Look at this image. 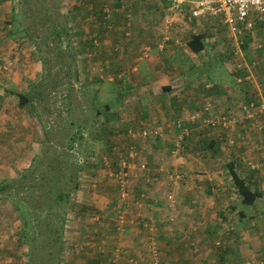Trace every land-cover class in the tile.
<instances>
[{
  "label": "rangeland",
  "instance_id": "1",
  "mask_svg": "<svg viewBox=\"0 0 264 264\" xmlns=\"http://www.w3.org/2000/svg\"><path fill=\"white\" fill-rule=\"evenodd\" d=\"M145 1L152 26L169 25L170 15H177L171 2L165 6L162 0ZM102 2L99 14L88 0H0V67L4 69L7 61L12 71L22 69L23 81L30 74L21 89L29 102L22 108L23 115L13 112L3 118L0 145L7 137L22 136L20 141L35 147L23 157L22 171L1 178L10 180L5 192L11 194L0 195V264H187L190 254L192 259L200 254L198 264H264V245H255L254 239L264 236V189L256 202L243 204L230 190L234 184L228 164L237 154H227L241 152L242 144L237 143L244 138L233 134L257 131L264 135V112L238 121L244 125L228 123L229 117L242 116L243 103L235 102V109L220 105L209 90L212 79L232 87L242 79L251 89L252 80L257 81L258 89L264 91V27L256 24L235 45L223 25L212 18L213 34L227 38L224 52L218 50L217 57L191 55L175 47L179 40L171 46L166 43L172 38L169 28L162 27L161 34L155 27L157 35H150L142 27H132V18L138 15L133 0H121L118 7ZM87 3H93L94 9H83L82 19L74 23L73 6ZM183 5L177 6L179 13L193 28L196 18H189ZM104 6L118 9L108 22L100 21ZM115 14H120L118 26ZM90 40L100 46L88 49ZM166 44L159 58L156 50ZM102 47L116 51L105 53ZM128 47L138 51L130 57ZM153 67H164L165 83L158 77L154 78L158 83L153 78L148 81ZM0 82L4 83L3 76ZM172 83L179 92L165 93L164 87ZM15 88L6 86L7 91ZM256 94L245 100L261 106L264 93ZM177 102L185 107L178 112ZM15 108L21 110L18 103L12 111ZM18 121L23 125L13 129ZM210 140L213 146L207 144ZM20 141L18 149L23 147ZM6 151L0 149L3 164L14 169L13 157ZM121 161L130 164L125 200L119 198L117 185L108 176ZM238 161V174H252V182L260 186L264 180L261 162L257 161L259 172L255 173L239 167ZM141 163L149 168L148 176ZM218 179L231 181L229 188L225 184L227 188L218 190V195L230 191L227 204L216 197L209 213L191 216V201L181 199L192 190L189 183L198 194H210L206 181ZM206 204L202 200L201 206ZM167 233L179 237L177 244L184 243L187 252L168 250ZM89 256L98 257L97 262Z\"/></svg>",
  "mask_w": 264,
  "mask_h": 264
},
{
  "label": "crops",
  "instance_id": "2",
  "mask_svg": "<svg viewBox=\"0 0 264 264\" xmlns=\"http://www.w3.org/2000/svg\"><path fill=\"white\" fill-rule=\"evenodd\" d=\"M88 1L94 2L95 3V7L98 8V9L100 8V5L103 3L102 2L103 0H88ZM104 1L116 3L114 5L111 4L114 7H116V6L118 7L119 6V2H121V0H104ZM162 2L165 3V6L169 5V3L171 2L172 6L174 7V10H175L174 13L179 15V16L170 15V19H168V22H170V24L164 26L165 28H169L171 30L170 31V35L172 37V38H170V40L166 41V43L167 42L170 43V46H171V44L173 42L175 43V42H177L179 40L182 44L180 43L179 44L180 46L176 45L175 47L180 48V50L182 52H184L185 54H191V55H198V54H201V53H206L208 55L210 53L213 56L217 57L218 50H221V53L224 52L225 47H223V46H226L225 41L227 40V38L224 37V36L219 35L218 33L217 34H213V32H212L213 28L210 27V25H209V24H211L210 21L212 19H209V18L203 17V16L198 17L195 20H192L193 21V28H192L191 26H189L188 22L184 21L185 17H183V15H181L179 13L180 10H179V8H177V6H181V4L177 5L175 2H173V0H162ZM147 3L148 2L145 1V0H143V1H141V0H133V4H134L133 10L135 11V13H138V15L135 14L133 16V18H132L133 19V26L132 27H135V26H137L139 28L142 27L143 30L144 29L147 30L148 34L157 35V33L153 30V28L156 27V28L159 29L158 33L162 34L163 33V31H162V27L163 26H152L153 20L151 19V17L146 12L147 9H148V7L146 6ZM87 4H89V6H86L85 4H83V5L82 4H75L73 6L75 8V9L73 8L74 11H75V13L73 15V19H74L75 22H78V21H80L82 19V17H80V13H82L83 9H85L86 11L92 9L93 3H91V5H90V3H87ZM183 6L186 7L185 9H187L186 10L187 11L186 14L188 15V17L189 18H193V17L190 16V13L188 11L187 5L185 4ZM168 8H170V6ZM79 11H81V12H79ZM119 16H120V14H118V15L115 14L114 15V20H115L114 24H115V26H118V24L120 22V19L117 20V18ZM165 20L167 21L166 18H165ZM134 22H136V23H134ZM222 27H224V26H222ZM225 32L227 33V35L226 34L225 35L228 38L229 37L232 38L231 41L234 42L235 45H236V42H242V38L240 37L238 39V36L235 35V33L233 34V33H230L228 31H225ZM197 33L203 34V41H204L205 46L200 51L193 52L188 47L187 42H188L191 34H197ZM132 35H134V34L132 33ZM116 36H118V35H116ZM131 38L133 39V37H131ZM115 40H117V37L114 39V41ZM127 40H128V38H127ZM159 42H160V40H159V37L157 36V41H156L157 45H159ZM127 43H125V45H127ZM133 45H134V43H133ZM167 45L168 44L164 45V47L161 45V46H159V49L156 50V53L158 54L159 58H161L160 57L161 53L166 51ZM1 46H3V43H0V47ZM207 47H208V51L206 52ZM161 48H163V49H161ZM108 50L110 52L104 50L103 47L101 49L102 52L110 53V54H113L112 53L113 50L116 51L114 49V47H111ZM127 50H129L128 52L130 53V57L135 55V52L138 51V50H135V49L129 48V47L127 48ZM216 51H217V53H216ZM5 53L7 54V57L10 56V54H8L7 52H5ZM221 56L223 57V54ZM156 57L157 56H151L152 59H156ZM5 58H6V56L4 57V59ZM4 66H5L4 69H7L8 71H5L4 69H1V67H0V76H3V81H4V83L0 84V103H1L0 104V123L3 122V118H5L8 114L12 115L13 112L14 113L17 112V114L20 113V114L23 115L22 112H24V111L22 110V108H24L25 105L24 106L20 105L19 98H18V95L16 94V92L24 93V91L21 90V89L24 86L27 85V82H25V80H27V78L30 77V74H28L27 77H23V79H24V81H23L22 78H21V75H22V72H23L22 69H20L19 72L18 71H12V68H10L11 64L9 62L7 63V61L4 62ZM152 70H153V72H151L149 74V77L147 78L148 81L150 80V78H153L152 80H154L155 77H158L161 80V82H164V83L166 82V77L164 76V74H165L164 67H163V69L160 68L159 70H157V68L155 69V67H153ZM146 75L148 76V74H146ZM211 75H212V73H211ZM211 75H210V79H212ZM250 79H253V77L251 76ZM212 80H213L214 83H210L212 88L209 89V90H210V92L215 93V94L212 95L211 97L217 98L218 103L220 105H226L227 107H232L233 109L236 108V106H233V104L235 102H238L239 105H240V104L243 103L242 102L243 100L247 99V97H255V93H257L256 95H262L261 93L262 92L264 93V91H262L260 88L258 89L257 85H259V83L257 81H255V80H252V81H254L253 89H251L250 87H247L246 85H244V83H242L243 82L242 79L238 81V82H241V83L237 84V83H235L236 79L234 78V81H232V82H234L236 85H234L233 87L227 81H223V80L218 81V79H212ZM27 81H29V80H27ZM154 82L158 83L156 80H154ZM14 85H16L15 91H11V90L7 91L6 86H11L12 87ZM166 86L167 87H164L165 93L166 92L167 93L168 92H176V93L179 92V90H174L175 86H174L173 83L172 84H168ZM251 91H252V93H251ZM14 92L17 95V97H16L15 94H14L15 96L12 94ZM150 94H152V89L151 88L149 89V96H150ZM241 98H243L242 101H240ZM17 99H18V101H17ZM16 103H18V107H20L21 110H19V108H15L14 111H12L13 109H11V107H13ZM215 106H216V104H215ZM174 108L176 109V112H178V111H180V108L184 109L185 107H184V105H181V103L177 102L175 104ZM178 108H179V110H178ZM238 108H239V110L237 111V113L241 112L239 106H238ZM236 118L238 119L236 122L241 121V120H239L240 117H236ZM243 123L238 122V124H243ZM21 125H23V123L18 121L13 126V129H17ZM16 136H18V135H16ZM20 137H21V139L20 138L17 139V137L10 136V137H7L8 138L7 140H5V139H3L4 141L1 140L2 141V145H0V149L1 148L6 149L7 151L5 152V155L7 154L9 157H13L12 161H13V165H14L15 168L14 169L8 168L7 166H5L3 164L2 160H4V157H3L4 156V152H3V154L0 152V183L5 181V180H1V178L2 179H3V177L4 178L5 177L10 178L13 175H16L15 173H16L17 169L19 171L21 170L23 157L24 156H28L31 153V151L35 149V147H33L32 144L30 145L28 142L20 141V140H23L22 136H20ZM231 137H236L238 139L239 138H244V141H239L237 143V145L242 144V145H240L238 147V148H240V149H238L239 151H241L240 153H235V152H230V151L227 152V154L230 155V156H234V154H237L236 158H234V159L230 158L229 159V162H232V164H234L235 169H236V160L237 161L239 160L238 163H241V164H239V167H241V168H243V165L246 166V167H249L248 164H247L248 161H253V162H256V163H257V161H260L261 165H262L260 170H262V168L264 166V135L262 133L256 131V132H247L246 135L233 134ZM0 138H1V136H0ZM17 141H20L21 143H23L22 149H18V148H20L21 145ZM24 143H26V144H24ZM16 149H18V150H16ZM36 153H37V151H36ZM18 155H19V157H18ZM14 171H15V173H14ZM235 171L237 172V170H235ZM257 172H259V170ZM257 172H255V173H257ZM208 178H210V177H208ZM228 180H231V179H228ZM206 182L208 183V186L210 185V188H212V189H210V194L208 193L209 195L208 194H198L199 190H197L195 185L192 182H190L189 185H190V188L192 190L191 191H186L181 197V199L183 198L184 200H186L187 203H189L191 201L190 205H191V207H193V209H192V212H190V215L193 216V217H194L195 214L209 213L210 212L209 208L211 207V205L212 204H215V205L217 204L215 202L216 197H219V203H221V204H227V202H228V200L230 198V193H229L230 191L228 193H227V191H225V192H222V195H218V193H219L218 190L219 189L222 190V188H227V187H224L225 184H227L228 188H229L231 181L228 182V183H225L221 179H218L216 181H213L212 183H209V181H206ZM263 182H264V180H261L260 186H259L258 182L255 183V186H254L253 189L257 190L256 191L257 195H256V198H255L254 202H256V200L262 195L261 188L264 189V183ZM232 183H233V181H232ZM193 188H196V189L194 190ZM234 189H235V187L233 186V189H230V190H234ZM207 191L209 192V190H207ZM234 194H235V191H234ZM202 195H206V198L202 197ZM263 196H264V193H263ZM196 197H198V198L200 197L201 199L197 200ZM202 200H206L207 201V204L204 205L203 207L201 206ZM223 207L225 208L224 205H223ZM195 209H198V210L195 211ZM155 213L157 214L158 211L157 212L155 211ZM210 216H212V214H210ZM255 232H257V231H255ZM167 235H168V238L166 237L164 239H165L166 243H169V244H167L168 250L174 251L175 253L183 252L184 248H185V245H184V243L177 244V241L179 240V237L177 238L175 235L173 237L171 234H168V233H167ZM258 238H259V236L255 235V237H254V239H256L255 240V245L257 243H259V247H260L261 246L260 244L264 245V236L262 235V237H260L259 239ZM164 244L165 243L163 242L162 245H164ZM113 247H114V244L112 245V248ZM184 252L186 253L187 251L185 250ZM191 255L192 254H190V258L189 257L187 258V260H188L187 264H198V262L200 260L199 259V255L200 254L194 256L193 259L191 258ZM89 257L92 258V259L96 258L95 262H97L96 260H97L98 257H96V256L95 257L89 256ZM100 257L101 256H99V258ZM174 258H177V256H174ZM118 259H120V258H118ZM169 259H171V258H169ZM120 264H127V263H123L122 262ZM253 264H262V263L261 262H259V263L258 262L255 263L254 262Z\"/></svg>",
  "mask_w": 264,
  "mask_h": 264
},
{
  "label": "built area",
  "instance_id": "3",
  "mask_svg": "<svg viewBox=\"0 0 264 264\" xmlns=\"http://www.w3.org/2000/svg\"><path fill=\"white\" fill-rule=\"evenodd\" d=\"M149 1V0H148ZM177 5L186 4L190 16L193 18L207 17L209 19H218V21L225 27V30L230 33L242 37L245 34L250 33L256 24L264 27V0H173ZM118 9L104 6L102 11V18L105 22L109 21V16L112 12ZM255 101V100H254ZM250 100L241 105L242 116L239 120L255 118V116L264 112V103L261 106L256 104V101ZM207 108V107H206ZM237 121L236 117H229L228 123L231 121ZM222 121L225 123L226 119L222 117ZM250 168L259 169V164H248ZM130 164L126 161H121L116 165V168L108 171V176L114 179L118 195L121 200H125L128 195V187H126L125 176L127 175V169ZM142 171L146 173L149 168L143 163L140 164ZM140 191V190H138ZM141 191L137 193L139 196ZM143 194V192H142ZM168 205L173 202L172 195H168ZM118 227V226H117ZM154 257L157 255L156 250H152Z\"/></svg>",
  "mask_w": 264,
  "mask_h": 264
},
{
  "label": "trees",
  "instance_id": "4",
  "mask_svg": "<svg viewBox=\"0 0 264 264\" xmlns=\"http://www.w3.org/2000/svg\"><path fill=\"white\" fill-rule=\"evenodd\" d=\"M93 9L94 8H92L91 11ZM100 12H101V6L99 8V14H100ZM100 18H101L100 21H102V17H100ZM74 23H76V22L74 21ZM187 45L193 52H197V51H200L201 49H203L205 46L204 41H203V34H200V33L191 34V36L187 42ZM98 46H100V45L98 44L97 40H95V41L90 40L87 42L88 49H94V48H97ZM18 98H19V103L21 106H24L29 102L28 95L25 93H18ZM248 101H250V100H248ZM246 102L247 101H244L243 104ZM107 110H109L108 106H107ZM207 144L209 146H213L214 145L213 140H210ZM249 168H250V166H249ZM228 169H229V173L231 175V178H232V181H233V184L235 187L234 191L237 194V196L239 197L240 201L243 204H247V205L253 204V202L256 198V195H257V192H256L257 190L253 189L254 188L253 185H255V184H254V182H252L253 181L252 180V174H249V176H247V177L246 176L245 177L240 176L235 171L236 169L234 168V164H232V163L228 164ZM250 169H251V171H255V172H257L259 170L257 168H250ZM8 181H10V180H8ZM8 181H3L2 183H0V184H2V185H0V195L1 196L6 197V196H8L7 194H11L10 191L7 193L5 192V190L7 191L11 187V185L9 183H6ZM3 183H5V184H3ZM62 196H63V194L59 195V198H61ZM10 197H12V196H10ZM15 202H16L15 207L18 208L19 203L17 201H15Z\"/></svg>",
  "mask_w": 264,
  "mask_h": 264
}]
</instances>
